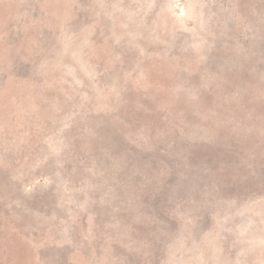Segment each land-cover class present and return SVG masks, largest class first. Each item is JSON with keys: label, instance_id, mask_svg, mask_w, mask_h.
Returning a JSON list of instances; mask_svg holds the SVG:
<instances>
[{"label": "rangeland", "instance_id": "1", "mask_svg": "<svg viewBox=\"0 0 264 264\" xmlns=\"http://www.w3.org/2000/svg\"><path fill=\"white\" fill-rule=\"evenodd\" d=\"M0 264H264V0H0Z\"/></svg>", "mask_w": 264, "mask_h": 264}]
</instances>
